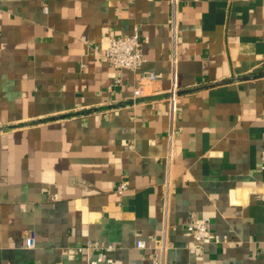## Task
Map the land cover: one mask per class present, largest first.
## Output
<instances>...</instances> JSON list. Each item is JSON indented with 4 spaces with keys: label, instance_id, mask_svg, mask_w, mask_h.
I'll use <instances>...</instances> for the list:
<instances>
[{
    "label": "crops",
    "instance_id": "0c3cea01",
    "mask_svg": "<svg viewBox=\"0 0 264 264\" xmlns=\"http://www.w3.org/2000/svg\"><path fill=\"white\" fill-rule=\"evenodd\" d=\"M135 25L154 81L102 57ZM163 233L165 264H264V0H0V264H153Z\"/></svg>",
    "mask_w": 264,
    "mask_h": 264
},
{
    "label": "built area",
    "instance_id": "2783aa9c",
    "mask_svg": "<svg viewBox=\"0 0 264 264\" xmlns=\"http://www.w3.org/2000/svg\"><path fill=\"white\" fill-rule=\"evenodd\" d=\"M102 57L105 61L109 62L116 68L128 69L137 73L140 79L154 81L157 78L154 72L141 69L144 58L142 54L141 31L138 25L133 27L130 34L111 36ZM117 83H119L118 80L115 81L114 86L117 85ZM166 92L168 93L167 99L171 104H175L178 98V85L171 83ZM141 96H143V87L139 85L133 90L131 98L132 103H136ZM168 183L167 186H169ZM127 187L128 184L126 181H122L117 185V191L122 193L127 189ZM188 231L191 236L201 244H207L210 242H225L227 240L225 235L222 236L212 230L210 219L204 216L193 218L188 224ZM168 242L167 234L163 233V237L157 242L155 249L151 253V260L153 264H165V257L169 248ZM24 244L27 247L33 246V237L28 235ZM136 246L138 248H144L145 242L143 240H138L136 242ZM76 250L78 253L86 252L89 255L92 254V258H89L86 264H114L113 259L110 256L114 247L102 241L89 239L84 244L77 246Z\"/></svg>",
    "mask_w": 264,
    "mask_h": 264
}]
</instances>
